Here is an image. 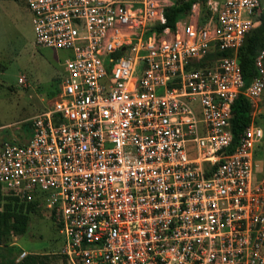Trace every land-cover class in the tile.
I'll use <instances>...</instances> for the list:
<instances>
[{"label":"built area","instance_id":"2783aa9c","mask_svg":"<svg viewBox=\"0 0 264 264\" xmlns=\"http://www.w3.org/2000/svg\"><path fill=\"white\" fill-rule=\"evenodd\" d=\"M22 1L66 74L29 140L0 143V185L49 213L66 264H264V129L229 151L235 100L264 91V50L249 86L237 57L262 0L197 1L163 30L176 0Z\"/></svg>","mask_w":264,"mask_h":264},{"label":"rangeland","instance_id":"374dc122","mask_svg":"<svg viewBox=\"0 0 264 264\" xmlns=\"http://www.w3.org/2000/svg\"><path fill=\"white\" fill-rule=\"evenodd\" d=\"M65 60V52L36 44L32 13L24 1L0 0V143L29 140L32 131L27 123L53 107L66 74ZM252 118L264 129V91ZM259 154L261 160L264 145ZM258 173L264 177V163ZM14 245L36 257L37 264H66L60 255L63 238L43 208L30 213L27 232L13 237L9 247ZM3 249L7 250L2 247L0 253Z\"/></svg>","mask_w":264,"mask_h":264},{"label":"trees","instance_id":"16d2710c","mask_svg":"<svg viewBox=\"0 0 264 264\" xmlns=\"http://www.w3.org/2000/svg\"><path fill=\"white\" fill-rule=\"evenodd\" d=\"M197 1L205 3L208 0H176L172 7L165 10L166 23L159 26L158 29L173 28L179 19L188 15L193 3ZM259 19V26L247 34L243 45L237 51L246 86H249L259 76L256 61L264 50V11L261 12ZM232 54L233 51H226L217 55L229 56ZM58 93L59 90L57 91ZM253 109V103L246 97L241 95L235 100L232 106L233 144L229 150L230 152L235 150L241 135L251 125ZM37 209L34 204H26L15 197L5 195L0 185V248L4 247L7 249H3L0 253L3 264H37L35 261L36 257H29L31 254L17 261L23 250L16 245L9 247L13 237L21 236L27 232L30 213Z\"/></svg>","mask_w":264,"mask_h":264},{"label":"crops","instance_id":"0c3cea01","mask_svg":"<svg viewBox=\"0 0 264 264\" xmlns=\"http://www.w3.org/2000/svg\"><path fill=\"white\" fill-rule=\"evenodd\" d=\"M260 156H261V154L258 155V159H259V163H260V165H261V163H262V164L264 163V155H263V157H262L261 160H260Z\"/></svg>","mask_w":264,"mask_h":264}]
</instances>
